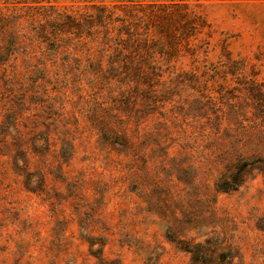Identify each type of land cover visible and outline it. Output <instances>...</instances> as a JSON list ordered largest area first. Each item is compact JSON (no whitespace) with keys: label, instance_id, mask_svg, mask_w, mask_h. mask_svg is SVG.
Segmentation results:
<instances>
[{"label":"rangeland","instance_id":"374dc122","mask_svg":"<svg viewBox=\"0 0 264 264\" xmlns=\"http://www.w3.org/2000/svg\"><path fill=\"white\" fill-rule=\"evenodd\" d=\"M102 3L141 11L190 73L157 89L172 98L132 97L130 114L99 76L96 43L44 24ZM12 34L14 54L0 56V264H192L181 247L206 237L208 264H264L263 176L215 188L231 151L264 154V0H0V45ZM103 122L127 131V154L100 140ZM36 131L43 153L25 149ZM37 169L43 180L27 178ZM224 250L231 260L217 262Z\"/></svg>","mask_w":264,"mask_h":264},{"label":"trees","instance_id":"16d2710c","mask_svg":"<svg viewBox=\"0 0 264 264\" xmlns=\"http://www.w3.org/2000/svg\"><path fill=\"white\" fill-rule=\"evenodd\" d=\"M90 7L94 11L82 17L68 14L66 18H63L56 14V11H52L53 15L48 14L44 17V24L50 29L53 28L56 35L64 33L68 37L77 38V40L82 37L86 41L96 43L98 56L104 60V65L98 74L103 82L121 88V95L125 99L122 106L126 107L130 114L133 111L130 101L133 99L132 97L136 100H147L148 97H155L157 103L172 98L170 96L174 94L165 98L161 96L162 92H157V89L166 86V84L173 86L175 84L174 72L181 71L180 73L188 75L190 73L185 72L186 70L177 69L174 55L160 49L162 43L156 40L157 37L152 32L150 33L149 27L142 24L144 17L137 18V14H141V11L131 10L124 15H117L109 5L103 3L91 4ZM1 20L3 21V18ZM12 38H15L13 34L4 41V44L0 45V56L1 54L9 56L14 54L16 43ZM70 46L75 50L74 44ZM89 67H91L89 70L91 74L97 73L93 64L90 65L89 63ZM184 81L196 83L197 79L186 77ZM146 86L151 88L150 92L148 94L141 93V88ZM144 107L148 108L149 106L145 105ZM9 117L12 119L5 124L8 129L15 130L14 117L11 115ZM13 132L15 133V131ZM126 133L127 131L121 132L111 128L108 122H103L99 138L112 150L127 154L131 149L130 137ZM47 135L45 131L31 133L28 135L25 149L34 153H43L48 148ZM25 149L19 150L23 155L22 160L25 161V169H27L28 160ZM67 151L61 149V156L65 157L71 154L69 150ZM230 153L233 157L229 163L230 167L223 177H218L215 184L216 191L228 192L238 189L245 182L247 174L251 170H257L264 179L263 153L247 154L244 151H236V153L231 151ZM222 162L224 161L222 160ZM28 177H35L41 181L43 180V173L38 169L32 170L27 173ZM215 244V241H211L210 237H206L203 242L199 241L194 244L186 242V245L181 249L191 255L192 264H208L207 255L210 256L208 252L213 246L216 247ZM216 257L217 262H222L231 260L232 256L229 250H224L217 253Z\"/></svg>","mask_w":264,"mask_h":264}]
</instances>
